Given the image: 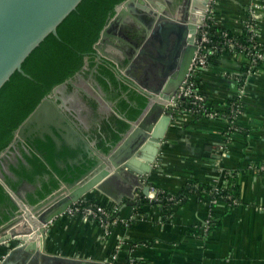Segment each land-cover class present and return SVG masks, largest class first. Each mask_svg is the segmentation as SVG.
I'll list each match as a JSON object with an SVG mask.
<instances>
[{
    "label": "crops",
    "instance_id": "crops-1",
    "mask_svg": "<svg viewBox=\"0 0 264 264\" xmlns=\"http://www.w3.org/2000/svg\"><path fill=\"white\" fill-rule=\"evenodd\" d=\"M250 9L264 51V0H211L206 18L216 29L239 36ZM246 62L243 55L228 52L201 72L199 91L218 116L174 114L148 183L155 195H177L192 183L184 201L168 213L151 204L139 214L137 204L116 203L95 191L87 200L104 204L113 217L134 219L130 226L104 231L64 214L46 226L45 253L104 263L121 245L113 264H123L130 254L136 264H264V170H259L264 167V62L249 77ZM236 102L241 113L236 130L229 132L228 113ZM201 185L235 188V203L227 198L211 203L205 190L200 198ZM4 253L0 247V256Z\"/></svg>",
    "mask_w": 264,
    "mask_h": 264
},
{
    "label": "water",
    "instance_id": "water-1",
    "mask_svg": "<svg viewBox=\"0 0 264 264\" xmlns=\"http://www.w3.org/2000/svg\"><path fill=\"white\" fill-rule=\"evenodd\" d=\"M81 1L0 0V89L14 72L30 78L23 72L22 63L48 35L58 38L57 27ZM210 1L202 0L201 7L205 10L198 18L191 12L198 0H184L182 11L174 16L166 13L164 6L156 0H126L116 6L115 15L93 47L99 60L115 65L118 64L105 51L113 45L110 40L116 39L112 32L114 26H126V19H134L140 13L154 15L153 31L138 49V54L126 59V69L116 67L121 76H127L141 60L144 67L141 78L129 77L145 97V107L134 121L125 119L128 127L115 144L106 146V150L97 155L89 150L85 154L82 152L78 162L64 165L69 181L44 200H38V195L33 193L31 197L36 204H31L25 197L20 201L16 193L6 187L17 213L0 226V247L6 249V253L0 256V264H107L46 254L43 249L46 226L62 216L71 204L87 199L95 191L116 203L127 199L130 201L128 206L136 205L137 200L149 194L148 178L158 162L166 132L172 124L173 105L184 101L177 93L195 59V39ZM151 9L157 10L161 17L151 14ZM84 62L87 63V58ZM56 90L58 87L53 93ZM45 109H51L48 98L43 99L18 128L12 148L20 139L26 138L25 131ZM66 133L64 131V140L68 149L76 152V133L73 132L71 138Z\"/></svg>",
    "mask_w": 264,
    "mask_h": 264
},
{
    "label": "flooded vegetation",
    "instance_id": "flooded-vegetation-1",
    "mask_svg": "<svg viewBox=\"0 0 264 264\" xmlns=\"http://www.w3.org/2000/svg\"><path fill=\"white\" fill-rule=\"evenodd\" d=\"M156 1L172 16L183 9L184 0ZM150 13L157 14L158 11L151 9ZM153 18L154 15L140 13L134 19H126V26L115 25L113 36L116 39L110 40L113 45L105 51L118 65L99 60L95 54L92 68L85 65L73 77L57 85L55 93L54 87L45 97L51 109H45L25 131L26 138L20 139L12 148L13 137L8 148L1 153L2 158L0 154V187L7 194L0 199V226L17 213L6 187L16 193L18 200L23 201L22 197H25L31 204H36L31 194L36 193L38 200H44L69 181L64 165L78 162L79 155L87 150L97 155L119 140V135L124 132L120 129L125 118L117 109L136 107L137 102L131 103L127 98L131 90L139 93L130 77L139 80L144 67L141 60L138 61L127 76H121L116 67L126 69V59L138 54V49L153 31ZM102 65L109 69L114 82L107 75L100 74ZM64 131L70 138L73 132L76 133V152L68 149ZM42 189L43 192H40Z\"/></svg>",
    "mask_w": 264,
    "mask_h": 264
},
{
    "label": "trees",
    "instance_id": "trees-1",
    "mask_svg": "<svg viewBox=\"0 0 264 264\" xmlns=\"http://www.w3.org/2000/svg\"><path fill=\"white\" fill-rule=\"evenodd\" d=\"M124 1L126 0H82L76 9L57 27L58 38L52 34L48 35L22 63L23 72L30 78L14 72L1 87L0 154L8 148L21 124L54 87L73 77L85 65L89 68L94 66L95 50L93 47L98 42L102 30L115 15L116 6ZM209 25V31L215 32L217 30L210 22ZM229 34L233 36V33L229 32ZM212 39L215 40L213 37ZM236 39L247 45L244 32L236 36ZM85 58H87L86 64ZM215 58L211 59L210 62ZM260 64L261 62H258V65ZM99 72L103 76L107 75L109 80L114 82L111 72L106 69L105 65H102ZM124 89L126 88L124 87ZM127 98L131 103L136 101V107L117 109V111L126 120L134 121L145 107L146 99L140 93L132 90L127 94ZM123 104L127 106L124 101ZM127 127L126 123H122L120 130L125 131ZM192 186V183L186 185L177 195L160 192L157 196L158 201L149 202L142 198L136 202L138 206L136 212L141 214L144 206L159 204L163 213H168L175 202L185 200L194 189ZM215 189L210 185L198 186V195L202 198V190L213 193ZM220 192L223 196H231L234 199L236 197V190L233 187ZM4 197H7V194L0 187V199ZM169 197H173V200L168 201ZM88 201L106 207L96 199H88ZM112 215L115 214L112 213Z\"/></svg>",
    "mask_w": 264,
    "mask_h": 264
},
{
    "label": "built area",
    "instance_id": "built-area-1",
    "mask_svg": "<svg viewBox=\"0 0 264 264\" xmlns=\"http://www.w3.org/2000/svg\"><path fill=\"white\" fill-rule=\"evenodd\" d=\"M250 15L247 18L243 32L246 34L247 45L242 44L236 39V35L231 36L229 31L216 30L215 32L209 31V21L206 18L203 21L201 27H199L198 36H196L195 42L197 50L195 53V59L193 60L188 75L183 81L181 87L178 90L177 96L184 98V101H179L177 105H173L172 120L174 114L179 113L182 118L185 116L200 115L207 118H214L218 116L215 111H209L206 107V99L199 91L200 74L209 65L211 59L218 55H223L228 52H235L236 54L243 55L246 62V70L244 74L246 77L251 76L257 69L258 62H264V51L261 49L257 39L255 30V18L256 14L254 9H250ZM215 38V40L212 39ZM240 103L236 102L230 106L229 126L228 131H235V124L237 117L240 115ZM259 170H264V167H260ZM220 191L222 189H215L213 193H209V199L211 203H215L217 200H223L227 198L232 203H235V199L231 196H223ZM158 195H155V191L150 187L149 194L144 199L151 201H158ZM168 201H172L173 197H169ZM138 201V200H137ZM112 213L106 207H103L96 203H91L87 199H81L71 204L64 214L69 218H78L83 222H92L98 224L104 231L110 230L112 227H124L128 228L134 219H120L119 217H113ZM63 214V215H64ZM211 217L207 222L206 228L210 227ZM121 249V245L117 246L116 252L112 255L107 264H113L118 260V253ZM123 264H136L134 257L130 254L128 259Z\"/></svg>",
    "mask_w": 264,
    "mask_h": 264
},
{
    "label": "bare ground",
    "instance_id": "bare-ground-1",
    "mask_svg": "<svg viewBox=\"0 0 264 264\" xmlns=\"http://www.w3.org/2000/svg\"><path fill=\"white\" fill-rule=\"evenodd\" d=\"M202 0H198V4L196 7L191 11L193 15H195L196 18L201 17L204 13V8L201 7Z\"/></svg>",
    "mask_w": 264,
    "mask_h": 264
},
{
    "label": "rangeland",
    "instance_id": "rangeland-1",
    "mask_svg": "<svg viewBox=\"0 0 264 264\" xmlns=\"http://www.w3.org/2000/svg\"><path fill=\"white\" fill-rule=\"evenodd\" d=\"M153 1H154V0H153ZM136 16H137V15H136ZM136 16H135V17H136ZM115 30H116V28H115ZM115 30H113L112 32H114Z\"/></svg>",
    "mask_w": 264,
    "mask_h": 264
}]
</instances>
